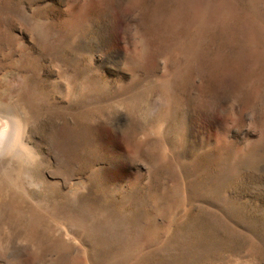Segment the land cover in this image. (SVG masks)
I'll use <instances>...</instances> for the list:
<instances>
[{"label":"rangeland","instance_id":"rangeland-1","mask_svg":"<svg viewBox=\"0 0 264 264\" xmlns=\"http://www.w3.org/2000/svg\"><path fill=\"white\" fill-rule=\"evenodd\" d=\"M0 160L113 197L116 264H264V0H0Z\"/></svg>","mask_w":264,"mask_h":264},{"label":"bare ground","instance_id":"bare-ground-1","mask_svg":"<svg viewBox=\"0 0 264 264\" xmlns=\"http://www.w3.org/2000/svg\"><path fill=\"white\" fill-rule=\"evenodd\" d=\"M202 13L201 7L196 9L193 13L192 24H197L201 20V16L204 15ZM81 17L84 19V15ZM196 43L197 38H194L184 46L188 51ZM178 74L179 71L176 70L171 74L169 81H166L169 87L174 85ZM176 122L180 131L187 129L188 124L184 117ZM139 130H134L131 136L133 149L145 145V141L137 138V134L141 132L147 135L145 127L141 126ZM220 158L218 157L219 160ZM153 159L163 162L166 155L162 153ZM153 159L150 160L153 162ZM0 162L2 164L0 166V235L3 231H5L4 234L8 232L3 238V243L8 249L0 252L1 259L8 256L9 252L6 251L10 249L12 257L9 262L11 264H26L22 255H29L31 261L28 264H116V246L106 245V240L101 237L100 230L102 224L111 221V209L116 207V203L112 201L113 197L74 198L71 204L64 200H49V197H41L37 190L31 189L28 184L40 183L42 180L38 167L27 166L25 171H16L14 167L4 168V161L0 160ZM98 174L99 171H97ZM40 184L44 187L45 183ZM136 194L133 196H138L137 192ZM156 197L161 196L156 195ZM61 225L69 228L72 234L81 241L82 248H75L66 239L68 235ZM56 231L57 234H55Z\"/></svg>","mask_w":264,"mask_h":264}]
</instances>
